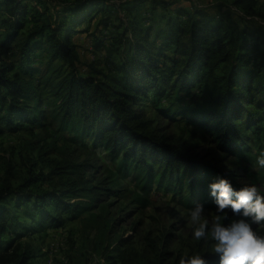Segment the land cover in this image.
Wrapping results in <instances>:
<instances>
[{"label":"trees","instance_id":"16d2710c","mask_svg":"<svg viewBox=\"0 0 264 264\" xmlns=\"http://www.w3.org/2000/svg\"><path fill=\"white\" fill-rule=\"evenodd\" d=\"M148 1L154 14L151 20H156L157 6L169 8L165 1ZM258 1L233 0L232 4L247 16H257L261 14ZM22 2L0 0V10L11 22V30L0 39L2 124L13 128L43 116L34 63L36 51L42 50L49 53L50 62L60 59L66 67L64 72L54 69L46 82L58 99L56 114L75 137L89 138L91 149L120 160L122 177L141 175L148 185L156 172L159 184H168L167 189L171 185L170 190L180 194L182 180L188 177L186 192L195 201L210 191L208 185L218 177L229 179L236 189L242 186L236 182L237 170L211 165L194 155L191 146L166 142L145 109L153 105L157 114L187 118L211 135L222 151L255 163L264 152V39L243 31L232 43L213 17L180 8L174 9V19L160 16L163 25L151 39L153 24L144 27L133 16L121 35L124 53L109 74L99 78L80 72L72 39L86 29L94 14L109 9L107 0H59L61 9L54 13L41 0H32L43 11L34 8L32 18L38 21L26 29L29 9ZM140 2L131 6L136 9ZM164 98L166 107L161 103ZM60 168L65 177L61 189H43L48 176L32 169L21 183L0 189V264H28L33 257L29 249L20 251L9 232L22 208L38 226L57 228L64 223L61 212L76 218L93 206L90 197L101 195L98 190L114 193L90 184L82 163L66 159ZM106 257L109 264H116L113 255ZM204 257L207 263L218 264L214 254Z\"/></svg>","mask_w":264,"mask_h":264},{"label":"rangeland","instance_id":"374dc122","mask_svg":"<svg viewBox=\"0 0 264 264\" xmlns=\"http://www.w3.org/2000/svg\"><path fill=\"white\" fill-rule=\"evenodd\" d=\"M41 1L50 13L61 9L59 0ZM107 1L109 9L94 14L86 29L73 35L72 41L78 52L77 66L82 74L99 78L109 74V68L119 62L126 49L121 35L128 29L133 16L144 27L153 24L151 39L156 29L163 25L160 16L174 19V9L179 8L185 13L198 10L213 17L221 25L220 33L226 34L232 43L241 38L243 31L264 39V0L258 1L257 8L261 14L257 16L245 15L232 4L233 0H157L165 1L169 8L157 6L156 20H151L154 14L148 0ZM137 1L141 2L135 9L131 5ZM25 4L29 12L24 20V29L38 21L32 18L36 9L43 11L32 0H24L22 5ZM7 17L0 10V39L11 30ZM128 33L127 30L126 35ZM34 63L38 68L35 80L43 99L40 106L43 116L37 117L35 123L13 128L0 122V189L4 185L13 187L21 183L30 169L48 176L43 189H61L65 177L61 173L64 168L60 167L68 159L69 162L84 164L85 178L90 180V184L101 187L99 189L108 187L114 193L98 190L101 195L90 197L93 206L81 210L76 218L69 212H61L64 223L57 228L38 226L23 213L25 207L22 208L9 232L20 251H33L28 264H109L106 259L109 254L113 255L116 264H172L174 260L179 264L181 256L213 254L210 237L199 241L193 238V228L198 225L191 221L190 210L197 203L202 204L204 213L201 219L207 220L209 227L217 215L221 216L223 223H230L238 217L227 209L218 213L210 191L203 192L197 201L193 200L186 192L188 177L182 180L181 194L170 190L171 185L167 189L168 184H159L156 172H153L148 185V179L142 180L141 175L122 177L118 170L120 160H111L105 152L91 149L89 138L75 137L56 114L58 99L51 90V84L46 86V82L54 69L66 71L64 63L60 59L50 62L49 53L42 50L36 51ZM161 103L168 106L165 98ZM145 110L152 127L166 142L191 146L194 155L201 156L211 165L237 170V183L242 186L255 184L264 194V167L222 151L211 135L187 118L157 114L153 105ZM250 149L255 152L253 146ZM253 227L264 233V225ZM8 236L5 235V239Z\"/></svg>","mask_w":264,"mask_h":264},{"label":"clouds","instance_id":"9594fccd","mask_svg":"<svg viewBox=\"0 0 264 264\" xmlns=\"http://www.w3.org/2000/svg\"><path fill=\"white\" fill-rule=\"evenodd\" d=\"M256 163L264 167V152L257 157ZM208 187L217 212L223 213L227 209L238 218L223 223L217 215L209 227V222L201 219L204 207L197 203L190 210L191 221L198 225L193 228V238L197 241L211 238V251L218 264H264V233L253 227L264 225V194L255 184L236 189L224 177H218ZM179 264H207V260L199 253H193L181 256Z\"/></svg>","mask_w":264,"mask_h":264}]
</instances>
